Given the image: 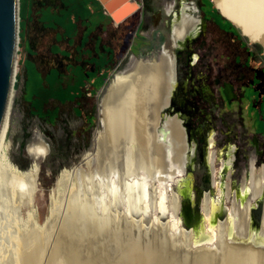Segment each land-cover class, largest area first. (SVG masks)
I'll return each mask as SVG.
<instances>
[{"label":"rangeland","instance_id":"1","mask_svg":"<svg viewBox=\"0 0 264 264\" xmlns=\"http://www.w3.org/2000/svg\"><path fill=\"white\" fill-rule=\"evenodd\" d=\"M21 1L22 16L27 19L22 23L20 21V60L11 104V156L21 170L28 171L33 164L28 146L33 140L44 137L50 150L41 162L37 176L27 174L28 177L25 176L23 181L11 183L12 180L8 182L9 178L5 175L7 181L0 170V264H22L20 250L35 247L30 244H37L40 239L44 247L42 245V251L37 255V264H70V248L78 252L82 250V255L81 252L78 254L82 259L86 251H92L100 257L99 264H114L122 250L133 246L141 250L149 247L163 249L166 255L176 257L177 264H193L198 253L209 248L193 247L195 245L187 244L180 234L171 232L166 227L168 216L163 219V224H159L150 218L153 211L145 215L141 211L132 213L124 193L126 168L119 159V152H115L118 149H113L109 144L112 147L110 153L109 150L104 153L101 146L95 145V134L99 129L103 130L102 139L107 134L105 126L101 124V96L110 80L130 65L132 56L157 59L167 49L177 57L179 51L172 40L166 14L167 6L174 0L156 2L154 14L160 10L157 17L147 14V6L142 4V8L132 17V21L140 25L139 29H133L136 34L129 35L120 50L114 52V56L110 53L105 55L104 44H97L94 49L88 50L84 43H79L80 34L76 23L82 27L87 17L83 0ZM143 1L147 3V0ZM69 3L74 5V29L68 25ZM142 17L147 20V24H141ZM220 21L226 28L229 27L228 22L221 17ZM25 24L28 26L27 31L24 30ZM235 32L214 29L213 51L203 50L200 58L192 61L194 64L191 68L186 62V49L190 47V42L183 40L179 46L185 49L181 51V57H177V84H182L187 90L197 87L199 92L203 85H210L212 91L219 70L228 69L232 55L245 54L247 47L252 50V64L264 66V45L251 42L237 26ZM194 36L196 39L194 37L192 46L199 49L203 46L204 37L199 31ZM211 65L214 68L209 70L208 66ZM227 69L224 80L232 77ZM86 70L91 77L81 74ZM241 72L239 68L238 73ZM244 72L248 73L247 70ZM102 74L108 76L104 78ZM81 77H85L86 81L77 87L76 83ZM60 86L68 89L73 97L61 98L63 94ZM248 93L254 92L250 90ZM186 99L187 96L182 95L180 100L185 102ZM197 99H202L200 94ZM37 102L44 105L45 116L40 114ZM198 108L203 113L197 112V123L210 131L208 138L213 135L215 143L212 147L209 143L206 146L200 136H193L194 146H188L184 173L189 184L182 188L193 199L197 198L199 192L201 198H209L211 195H222L221 192L224 193L229 184L231 192H235L233 195L239 199L237 188L250 183L246 177L244 152L236 149L237 139L233 135L241 129L243 118L227 106L222 109L219 105L203 102ZM47 111H55L53 118L46 116ZM179 119L183 122V118ZM124 132L119 136L123 142L128 139H124L128 136ZM209 148L210 153H214V170H209L205 163ZM87 151L92 152L90 164L81 162ZM80 162L81 166L74 171L73 166ZM82 167L83 172L80 170ZM64 170L73 173L70 181H61ZM260 170L261 167L258 170L261 174L263 169ZM206 189H210L209 193H206ZM220 211H216L214 216L217 217ZM61 235H65L64 238L69 236L68 243L72 245L66 243L65 249H61V255L54 262L52 257L58 248L57 240L63 239ZM222 249L218 245L209 249L216 255L212 264H223L227 249Z\"/></svg>","mask_w":264,"mask_h":264},{"label":"bare ground","instance_id":"2","mask_svg":"<svg viewBox=\"0 0 264 264\" xmlns=\"http://www.w3.org/2000/svg\"><path fill=\"white\" fill-rule=\"evenodd\" d=\"M214 2L251 42L264 45V0H214ZM196 27H198L197 22L187 14H183L175 27L176 43L179 44L178 41L185 40L186 36ZM131 59L132 62L123 73L115 75L110 80L105 93L101 96V124L105 126L107 134L104 139H102L104 135L102 129L95 134V145L101 146L104 153L108 150L110 153L112 147L110 148L109 144L113 146V149H118L115 152H119V159L126 168L124 193L130 211L132 213L141 211L144 215L153 211L150 218L157 220L159 224H163V216H168L166 227H169L171 232L178 233L185 238L187 244L200 247L205 245L209 249L218 245L221 249H227L223 264H264V212L260 231L254 234L250 230L251 208L256 206V200L264 191V168L259 178L257 177L258 179L252 174L251 182L239 187V199L233 195L235 192H231L229 184L225 192H221L222 195H211L209 198L202 195L205 222L198 229L186 228L182 225L177 212L182 202L181 189L189 184L184 176L188 160V144L182 121L177 116H169L165 113V109L170 105L173 89L177 85L176 58L164 49L157 59L136 58L135 56ZM17 70L18 65L16 73ZM11 106L5 130L1 136L0 170L3 171V176L6 175L9 178L8 181L5 176L8 182L12 180L11 183H15V181H23L27 174L33 173V176L35 174L37 176L40 163L50 149L44 137H38L28 146L29 153L33 157L31 168L23 171L24 169L21 170L22 168L13 162ZM124 130V133L128 135L124 139H128L123 142L119 136ZM213 138V135L209 138L210 147L214 145ZM91 151L85 152L82 163L90 164ZM213 154L212 152L209 156L211 170H214ZM81 162L73 166L74 171L81 166ZM228 163H231L230 159ZM61 175V181L64 179L66 182L73 178V173L70 174L69 170H64ZM215 186H217L216 182ZM206 193H209V190ZM231 194L233 199H231ZM228 200L231 202L229 203ZM220 209H226L224 220L217 218L213 222L215 212ZM61 236L63 239L57 240L58 248L55 253L53 252L54 262L58 260L62 253L61 249L66 243L72 245L71 242L68 243L69 236L67 238H64L65 235ZM41 241L42 239L36 242L37 244H32L31 241L30 245H36L35 247L20 250L22 264H37L42 245L44 247ZM133 247L122 250L121 256L114 264H177L176 257L166 255L163 249L149 247L141 250L139 247ZM209 249L199 252L193 264L214 263L216 255ZM69 252H71L69 253L71 254L70 264H99L100 262V257L91 253L92 251H86L89 255L85 253L83 259L78 255V251L70 248Z\"/></svg>","mask_w":264,"mask_h":264},{"label":"flooded vegetation","instance_id":"3","mask_svg":"<svg viewBox=\"0 0 264 264\" xmlns=\"http://www.w3.org/2000/svg\"><path fill=\"white\" fill-rule=\"evenodd\" d=\"M139 1L144 6H147V11L151 10L150 12H153V16L157 17V15L160 14V10L157 11L158 13L154 14V7L156 6V2H158L159 0H147V3H144L143 0ZM186 3H190V1L174 0L167 6L166 14L169 17V24L171 23L172 17V13L168 11L170 6L173 8L174 12L180 13L182 10L180 7H182ZM69 5L70 6L67 9V13L69 15L68 25L72 29H74V5H71L70 3ZM83 6L84 9H86L87 17L83 22L82 27H80L79 23H76V29L79 30L80 34L79 43H84L86 49L92 50L97 44L101 46L104 42L103 32L105 28V18L103 16L102 6L98 0H83ZM22 12L23 1H21V23L27 19L23 18ZM27 29L28 26L26 25L24 30L27 31ZM186 40L190 42L189 45H192L191 39ZM184 49L185 48L181 49V47H179V53L177 55L178 58L181 57L183 53L181 51H183ZM251 54V47H247L245 54L238 53V56L232 55L230 66L228 69L226 68L228 71L230 70V72L227 73L231 74L232 77H230L229 80H224L223 76L224 73H226V69H220L218 76L214 78V80H216V85L214 84L215 93L211 98V102L213 105H219L222 107V109L227 106L228 108L235 110L233 112L240 116V118H243L241 129L235 131L233 135L237 139L236 149H240L242 150V152H244L243 155L246 163V177L249 178V182H251L252 180V174L253 176H255V178H259L260 172H258V170L260 167L261 170L264 168V66H258L257 63H255L256 65H253L251 61ZM241 58H243L245 61L241 60ZM196 59L199 58H196L194 56L192 61ZM239 68L242 69L241 73H238ZM244 70H247L248 73L244 72ZM173 90L174 93L172 94L170 99L169 109H165V113L168 112V114L170 115L177 114L179 118H183V123L185 124L184 126L188 132L189 145L194 146V142H192L193 136H202L201 127L203 125L197 123L199 118L197 112L199 111V113H203V110L200 111V109L198 108V106L202 102V100L197 99V95H199L200 92L196 88L187 90L182 84H177ZM250 90L254 93H248V91ZM182 95L187 96L185 102H182L180 100ZM177 106L179 107L177 108ZM208 122L209 120L207 119L206 123ZM229 132L232 131L229 130ZM209 156L210 155L207 156V168L211 163L209 161ZM198 194H200V192ZM259 202L262 203V211L259 219H257L256 213H252V211H250L251 230H256L262 225V217L264 212V191L261 197L256 200V205H258Z\"/></svg>","mask_w":264,"mask_h":264},{"label":"water","instance_id":"4","mask_svg":"<svg viewBox=\"0 0 264 264\" xmlns=\"http://www.w3.org/2000/svg\"><path fill=\"white\" fill-rule=\"evenodd\" d=\"M103 8V10L110 15L113 21L116 24H119L125 21L128 17L136 13L142 8V3L139 0H98ZM214 6L219 10L216 6L214 0H212ZM190 5V3H186ZM169 12L172 13L171 23H170V33L172 36V40L175 43L176 49H179V44H183L180 40L179 44L175 41V33H176V25L181 19L183 14H187L191 19L195 20L198 24V19L195 16V13L191 8L188 9V12L184 9L181 12H174L173 8L170 6L168 9ZM219 12L224 16L227 20H229L220 10ZM21 0H0V143L1 136L5 130V126L7 124L10 106L13 100L14 89H15V80H16V68L19 63L20 57L19 55V42H20V19H21ZM232 22L231 20H229ZM233 23V22H232ZM234 24V23H233ZM235 25V24H234ZM236 26V25H235ZM238 27V26H237ZM197 32V27L193 29L185 39H191ZM244 35V34H243ZM163 49V47H162ZM176 65H177V57ZM175 78L177 80V69L175 73ZM174 93V90H173ZM169 109V106L166 108ZM168 114V112L166 113ZM169 116H179L177 114ZM182 124H184L182 122ZM185 129L186 133V141L189 146L188 140V132ZM41 164V163H40ZM89 166V165H88ZM208 169L211 170V167L208 166ZM81 172H83V167L80 168ZM210 190V189H206ZM239 188H237V192ZM182 202L180 210L177 212V215L182 220V225L186 228L194 227L198 229L202 223L205 222V218L203 215L202 209V198L201 194H199L196 200L192 199L185 189H181ZM262 203L259 202L258 205L251 208L252 213L257 214V219L262 211ZM226 216V209H222L217 217H214L212 220L220 218L224 220ZM163 219L167 218V216H163ZM260 228L256 230L250 229L252 233L257 234L260 231ZM245 241V240H244ZM193 246V245H192ZM190 246V247H192ZM205 246V245H202ZM200 247V246H193ZM192 247V248H193ZM215 253V252H214Z\"/></svg>","mask_w":264,"mask_h":264},{"label":"crops","instance_id":"5","mask_svg":"<svg viewBox=\"0 0 264 264\" xmlns=\"http://www.w3.org/2000/svg\"><path fill=\"white\" fill-rule=\"evenodd\" d=\"M190 3H191L190 5L184 4L180 8L184 9L186 11V13L188 12L189 8H191V10H193L196 18L198 19L197 31H199L201 33V35H203L204 41L202 42L203 46H201V48H199V49H196V48L194 49V47L192 45H190V47L188 49H186V51L188 52L186 62H187V66L189 68H191V66L194 64L192 62V59L194 56L196 58H200V56L202 54L201 52L203 50H206V49H208L209 52L213 51L214 43H215V37H213L214 29H217V31L221 30L222 32H226V33H234V34L236 33L235 32L236 30L233 26H231L227 23V25L229 27L226 28V26H224V24L220 21V17L224 21H227V20L225 17L221 16L222 14L219 12V10L216 7H214L213 9L210 8L206 4L205 0H200L199 2H197L196 0H191ZM150 11L151 10L147 11V14H151V16H153V12H150ZM133 15L128 17L125 21H123L119 24H116L113 21V19L110 17V15L107 14L103 10V16L105 18V28H104V32H103L104 42L102 44H104L103 51H104L106 56H108L109 53L114 56V52H118V50H120V47L124 43L125 39L129 35L136 34L135 31H133V29L137 31L139 29L140 25L138 26L135 24L134 21H132ZM146 22H147V20L142 17L141 24H143V25L147 24ZM168 25L170 26L169 23H168ZM228 28H230L231 30H228ZM208 31L210 32V34ZM107 37L109 38L108 41H107ZM194 37H191V41H194L196 39V37H195V39H194ZM134 38L135 37H133V40H134ZM239 38H241V37H239ZM133 40H132V43H133ZM202 40H203V38H202ZM235 55L238 56V54H235ZM115 59H116V56H115ZM197 60L198 59H196L195 61H197ZM241 60H244V59L241 58ZM247 60H248V58H247ZM244 64H245V62H244ZM212 67L214 68L213 65L208 66L209 70H211ZM90 68H92V67H90ZM209 86L210 85H208V86L203 85V87L201 88V92H200V96L202 97V99H200V100H202L201 103L205 102V104H207V105L212 104L211 98L213 97V95L215 93L214 92V85L212 87L213 88L212 91H211ZM194 88L199 90V88H197V87H194ZM205 129L206 128L203 125L201 127V132H202L201 139H202V141H204V143L207 146V144L209 143L208 137L210 135V131L205 130ZM205 163H208L207 160H205Z\"/></svg>","mask_w":264,"mask_h":264},{"label":"trees","instance_id":"6","mask_svg":"<svg viewBox=\"0 0 264 264\" xmlns=\"http://www.w3.org/2000/svg\"><path fill=\"white\" fill-rule=\"evenodd\" d=\"M205 2H206V4L210 7V8H214L215 6H214V3L211 1V0H205ZM221 15V14H220ZM222 16V15H221ZM222 17H224V16H222ZM227 20V19H226ZM228 21V24L229 25H231V26H233L234 28H235V30H236V26L232 23V22H230L229 20H227ZM83 76L85 75V76H88V77H91V75L89 74V72H87V71H83L82 73H81ZM103 76H104V78H106L107 76H108V74H102ZM85 81H86V79H85V77L84 78H80L79 79V81L76 83V85H77V87H81L82 85H84V83H85ZM100 81H103V80H101L100 79ZM46 89H44V91H45ZM60 92L63 94L62 95V97L61 98H72L73 97V95H71V93H69V90L68 89H65V88H63L62 86H60ZM37 106H38V109H39V111H40V114L42 115V116H45V108H44V105L43 104H39L38 102H37ZM50 116V117H52L53 118V116L55 115V111H47L46 112V116Z\"/></svg>","mask_w":264,"mask_h":264}]
</instances>
